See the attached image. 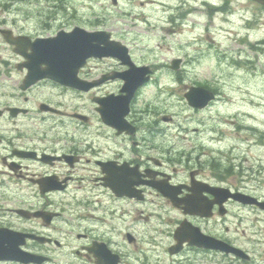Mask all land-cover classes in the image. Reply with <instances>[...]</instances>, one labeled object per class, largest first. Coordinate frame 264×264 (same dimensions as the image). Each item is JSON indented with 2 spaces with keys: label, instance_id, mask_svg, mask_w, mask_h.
<instances>
[{
  "label": "flooded vegetation",
  "instance_id": "1",
  "mask_svg": "<svg viewBox=\"0 0 264 264\" xmlns=\"http://www.w3.org/2000/svg\"><path fill=\"white\" fill-rule=\"evenodd\" d=\"M242 1L237 41L254 53L243 58L255 76L264 57V2ZM223 2L213 11H225ZM43 26L13 35L33 41L78 27ZM80 28L106 32L121 58H89L55 69L63 83L43 77L31 85L27 60L0 59V228L23 235L22 250L41 264H264L260 188L210 178L204 130L168 115L155 63L136 58L127 39ZM142 68L143 82L128 92L125 74ZM191 87L183 94L189 111L209 109L210 102L188 105ZM239 118L227 121L233 133H249L238 141L257 144L260 126Z\"/></svg>",
  "mask_w": 264,
  "mask_h": 264
},
{
  "label": "rangeland",
  "instance_id": "2",
  "mask_svg": "<svg viewBox=\"0 0 264 264\" xmlns=\"http://www.w3.org/2000/svg\"><path fill=\"white\" fill-rule=\"evenodd\" d=\"M0 1V29L14 34H31L46 28L41 25L52 24L55 29L98 28L120 40L127 39L136 58L157 66L158 98L160 102L166 100L168 115L178 112L184 123L204 130L199 137L207 143L205 151L214 165L210 166V178L231 187L246 182L259 187V194L264 196V63H260L264 57L256 62L258 72L254 76L247 69L249 63H244V58L254 53L237 41L246 2L228 0L227 9L219 13L213 10L223 6V0ZM4 4L8 5L6 10ZM1 58L17 57L0 36ZM177 59L179 68L170 69ZM191 86L208 88L218 94V99L204 112H191L183 98ZM250 92L260 104L251 103ZM238 116L245 124L251 121L260 126L257 144L251 137L238 141L249 136L233 133L234 125L228 124V120L239 124Z\"/></svg>",
  "mask_w": 264,
  "mask_h": 264
},
{
  "label": "water",
  "instance_id": "3",
  "mask_svg": "<svg viewBox=\"0 0 264 264\" xmlns=\"http://www.w3.org/2000/svg\"><path fill=\"white\" fill-rule=\"evenodd\" d=\"M257 1L264 2V0ZM0 33L6 43L13 46V52L27 60L24 64L28 70L25 82L29 85L43 77L63 83V74L58 72L59 70L55 71V69L65 68L71 64L73 67L79 68L89 58H121L122 53H124L118 42L109 40V35L106 32H86L80 28H75L68 33L60 31L55 37L35 39L34 41L28 37H13L12 32L6 29L0 30ZM42 64H45L47 68L38 71ZM175 66L177 63L174 64L173 68ZM144 73L145 68L135 69L125 74L128 92L132 93L143 82L140 77ZM185 98L190 107L202 109L215 96L202 88L192 87L185 94ZM232 196L236 197L235 195ZM259 205L264 208V203H259ZM24 239L23 235L20 236L0 228V262L41 264L44 261L43 258L26 253L21 249L25 243ZM200 243L201 239L196 238L193 244L199 246Z\"/></svg>",
  "mask_w": 264,
  "mask_h": 264
},
{
  "label": "trees",
  "instance_id": "4",
  "mask_svg": "<svg viewBox=\"0 0 264 264\" xmlns=\"http://www.w3.org/2000/svg\"><path fill=\"white\" fill-rule=\"evenodd\" d=\"M12 1H15V0H5V2H12ZM19 1H24V0H19ZM1 2V1H0ZM7 7H8V5L7 4H4L3 6H2V8L4 9V10H6L7 9ZM220 163H222V162H220ZM220 163H218V165H220ZM210 166L212 167V163H210ZM221 167H225V165H221ZM212 168H214V165H213V167Z\"/></svg>",
  "mask_w": 264,
  "mask_h": 264
},
{
  "label": "bare ground",
  "instance_id": "5",
  "mask_svg": "<svg viewBox=\"0 0 264 264\" xmlns=\"http://www.w3.org/2000/svg\"><path fill=\"white\" fill-rule=\"evenodd\" d=\"M222 140V139H221Z\"/></svg>",
  "mask_w": 264,
  "mask_h": 264
}]
</instances>
